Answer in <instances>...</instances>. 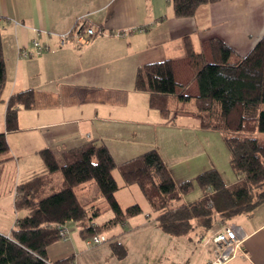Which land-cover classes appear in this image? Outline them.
I'll return each mask as SVG.
<instances>
[{"label": "crops", "instance_id": "crops-1", "mask_svg": "<svg viewBox=\"0 0 264 264\" xmlns=\"http://www.w3.org/2000/svg\"><path fill=\"white\" fill-rule=\"evenodd\" d=\"M85 26L97 32L87 45L76 47L75 39L60 45L58 35ZM0 36L7 80L0 101V134L6 133L10 147L8 154L0 157L4 160L0 168L3 170L8 160L10 168L17 170L9 207L15 223L17 187L36 177H49L40 155L46 149L63 165L64 154L73 149L88 144L104 146L118 166L155 150L176 184L194 182L211 170L218 171L228 186L238 182L234 172L232 181H236L226 180L225 166L231 155L221 132L201 128L191 114L175 113L164 120L158 110L150 108L149 95L136 91L134 83L140 67L170 59L175 66L180 101L193 100L199 92L185 51L186 38L207 62L213 61L212 39L221 40L236 55L246 56L264 36V0H219L200 6L194 17L184 19L173 16L171 0H0ZM35 40L48 50L40 56L20 57V49L34 51ZM28 90L35 94V106L30 110L19 107L18 130L7 133L8 101ZM119 175L116 169L114 177L123 185L122 177L121 183L117 179ZM48 179L52 189L61 188L62 176L55 174ZM87 184L76 189L80 201L78 191L85 193ZM203 196L194 183L183 202L191 204ZM96 197L97 189L82 202L92 205ZM149 210L144 217L138 215L110 230L111 242H121L128 255L130 249L143 243V250L153 255L149 256L154 258L153 264L186 260V264H214L213 239L223 227H230L242 240V247L225 264H264V203L250 215L238 216L230 223L220 222L210 232L198 228L196 235L179 238L164 233ZM111 214L98 224L101 215L94 224L102 225L113 218ZM71 224L73 230L69 229ZM14 226L0 228V234L9 237ZM65 226L70 230L69 239L48 248L49 261L73 256L74 264L102 263L101 257L85 261L94 255L90 249L96 246L86 245L73 222ZM117 227L120 229L113 233ZM109 251V261H115L111 247Z\"/></svg>", "mask_w": 264, "mask_h": 264}, {"label": "trees", "instance_id": "trees-1", "mask_svg": "<svg viewBox=\"0 0 264 264\" xmlns=\"http://www.w3.org/2000/svg\"><path fill=\"white\" fill-rule=\"evenodd\" d=\"M218 1L171 0L173 16L191 18L200 6ZM210 47L213 61L207 62L203 54L194 51L190 40H185L199 92L193 100L180 101L175 66L170 59L140 67L134 89L149 95L150 108L158 110L164 120L175 113L191 114L199 120L201 128L221 132L238 182L228 186L218 171L211 170L194 182L176 184L155 150L119 166L104 146L88 144L73 149L64 154L63 165L50 150H42L46 175L59 172L62 186L55 191L49 186V177L40 176L17 187L14 210L18 216L9 237L0 234V264H48L47 250L61 240L59 227L69 222L78 227L86 241L142 214L139 204L121 206L116 193L122 188L137 187L162 231L177 238L196 235L198 228L210 232L219 224L217 220L228 223L238 216L250 215L264 203V139L251 136L256 133L264 136V36L243 57L219 39L210 40ZM6 82L0 36V101ZM35 103L32 90L10 97L5 115L7 133L18 130L19 107L30 110ZM9 150L6 133H2L0 156L7 155ZM116 169L123 185L114 177ZM87 183H93L97 189L96 203L92 205L80 201L76 192ZM194 183L204 196L185 204L183 197L193 190ZM108 211L113 213L112 219L102 225L94 224L95 219ZM110 247L118 259L127 254L119 241ZM53 264H74V257Z\"/></svg>", "mask_w": 264, "mask_h": 264}, {"label": "rangeland", "instance_id": "rangeland-1", "mask_svg": "<svg viewBox=\"0 0 264 264\" xmlns=\"http://www.w3.org/2000/svg\"><path fill=\"white\" fill-rule=\"evenodd\" d=\"M195 84V88L197 89V85ZM189 93H192V91H189ZM252 137H259L260 139H264V136L262 134L256 133L254 135H251ZM1 157V156H0ZM218 163L221 164L222 161L218 159ZM5 164H8L4 167V169L2 170L0 168V205L2 208V211L0 212V228H5V227H12L14 226L15 223V217L13 215V213H11L9 211V207L11 206V196H12V192L14 191V185L16 183L17 180V170L15 169H11L10 168V161H5ZM222 165H224L222 163ZM225 171L227 172L225 175L226 180L229 181L231 180V183L235 182L236 180L232 181V179L234 178L233 175V171L230 167V163L227 160L226 166H225ZM39 173L37 172V175ZM59 176H61V174L58 172L57 173ZM118 180H120L121 183V176L119 175V177H117ZM119 183V182H118ZM234 185V184H232ZM231 186V185H230ZM85 193L81 194V190L78 191V194L81 197V200L84 202L88 199H90L95 193H96V187L93 183H88L87 184V188L84 190ZM16 195V194H15ZM117 199L119 201V203L125 207L128 205H132L135 203L140 204L144 211L141 215V217H144V215L149 212V205L147 204V202L145 201V199L140 195L138 188L137 187H132L131 189H127V188H122L119 190V192L116 194ZM11 210V209H10ZM111 212H108L106 214L103 215V218H100L97 220V223L100 224L104 221H106L108 218H110L111 216ZM217 222L220 224V221L217 220ZM223 223V222H222ZM221 223V224H222ZM230 223V222H228ZM225 224V223H223ZM69 229L73 230L71 227H74L73 224L69 225ZM224 228V227H223ZM120 227H117L113 233L117 230H119ZM112 231L108 232L106 237L110 238L112 236ZM105 236V235H103ZM90 239V238H89ZM87 241V240H86ZM85 241V243H86ZM103 246H96L95 248L93 247V249H90L92 254L90 257H86L84 258L85 261H90V259L92 258H102L101 261L102 263L100 264H153L154 263V258L153 257H149V256H153V255H149L148 252H145V250H143V243L141 245H139L138 247H136L135 249H130V253L129 255L126 254V256H124V258L118 259L116 258L115 261L110 262V258H111V253L109 251V247L111 246L112 242L111 240L109 242H104L102 243ZM82 248V247H81ZM104 259H107L104 261ZM188 260H186L185 262L182 261L179 264H186ZM87 262H83V264H86ZM82 264V263H80ZM156 264V263H155Z\"/></svg>", "mask_w": 264, "mask_h": 264}, {"label": "built area", "instance_id": "built-area-1", "mask_svg": "<svg viewBox=\"0 0 264 264\" xmlns=\"http://www.w3.org/2000/svg\"><path fill=\"white\" fill-rule=\"evenodd\" d=\"M84 21L80 19L79 22ZM135 32H142L141 30H135ZM97 34L96 30L92 26H85L79 31L76 29L71 30L68 33L58 35L60 40V45L65 46L72 39L76 41V47H83L87 45L90 40ZM34 51H29L27 49H20L18 55L20 57L28 58L32 56H40L42 53L48 50V47L43 45L41 42L35 40L33 41ZM59 233L61 240H68L70 236V230L64 225L59 227ZM106 237L93 236L86 241L88 247L98 246L106 242ZM213 242L216 246V254L214 264H225L232 258H234L238 251L242 247V240L238 237L236 231L230 227H224L221 231L217 233L214 237ZM48 264H53L49 262Z\"/></svg>", "mask_w": 264, "mask_h": 264}]
</instances>
